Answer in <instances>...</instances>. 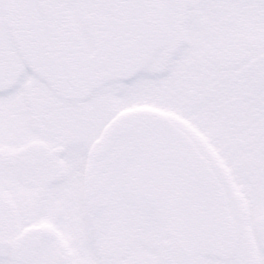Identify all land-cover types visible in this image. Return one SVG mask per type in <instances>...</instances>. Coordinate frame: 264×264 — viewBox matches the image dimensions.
Segmentation results:
<instances>
[{"label":"snow or ice","instance_id":"1","mask_svg":"<svg viewBox=\"0 0 264 264\" xmlns=\"http://www.w3.org/2000/svg\"><path fill=\"white\" fill-rule=\"evenodd\" d=\"M0 264H264V0H0Z\"/></svg>","mask_w":264,"mask_h":264}]
</instances>
